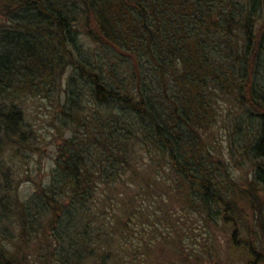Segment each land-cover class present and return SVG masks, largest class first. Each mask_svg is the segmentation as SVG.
Returning <instances> with one entry per match:
<instances>
[{
	"label": "trees",
	"instance_id": "1",
	"mask_svg": "<svg viewBox=\"0 0 264 264\" xmlns=\"http://www.w3.org/2000/svg\"><path fill=\"white\" fill-rule=\"evenodd\" d=\"M59 94L48 112L50 179L22 199L7 175L27 170L41 143L25 102ZM216 96L251 106L229 126L252 158L243 201L264 236V0H0V264H38L37 250H25L32 238L52 245L41 264H89L98 250L92 264L110 253L113 264L126 242L106 245L92 227V204L112 198L130 218L195 213L208 231L222 221L237 264H264V240L242 223L236 186L201 139ZM147 218L144 245L174 249L176 236L163 240V226ZM122 233L136 238L134 226ZM183 242L196 263V243Z\"/></svg>",
	"mask_w": 264,
	"mask_h": 264
},
{
	"label": "rangeland",
	"instance_id": "2",
	"mask_svg": "<svg viewBox=\"0 0 264 264\" xmlns=\"http://www.w3.org/2000/svg\"><path fill=\"white\" fill-rule=\"evenodd\" d=\"M59 96L60 94L54 99L53 103L42 100H30L25 102V118L33 125L37 135L41 138V143L39 144V152L34 155L33 161L30 162L27 170L25 169V166L21 168V165L19 164L17 165L16 170L13 171L14 176L10 174L7 175V177H11L9 180L13 178L12 182L15 186V190L17 191L18 196L22 199L27 198L32 191L35 190L37 185L41 186L50 179L51 168L54 166L55 140H53L52 135L54 130L50 126L48 112L49 115H52L53 112L56 113V110L59 109V103L57 102V100L60 101ZM227 99L228 102H225L224 97L220 99V96H216V102H213L212 104L214 117L212 118L210 125L202 131L201 139L204 141V146L210 151L209 156L211 161L219 165L222 172L226 168L228 173L224 172V174L229 179L230 184L232 183L236 186V192L235 188L231 187L236 196H238L236 198L237 202L240 201L238 202V206L245 208L242 213V223L244 226L252 228L255 234L257 232L258 240L263 241L264 236L262 235V230H257L259 226H257L258 223L256 222L255 215L251 212L250 205L247 204L245 200L243 201V196L245 195L244 190H247L249 184L247 180H249L248 177L251 173L253 164L252 158L245 153L244 146L241 147L238 145V143L243 144L245 142L244 140L241 139L234 142L236 133H234L233 129L230 130L229 126L230 122L233 121L234 116L237 115L240 109L248 111L251 110V106L247 104L246 97L244 99L245 102H242V108L241 105H238L241 102H234L232 97ZM43 136L45 137L42 138ZM253 194L255 195L254 191ZM112 199L113 200L107 201V203H103L106 201L105 199H100L92 204V217L94 219V226L92 227L95 228L94 231H97L98 235L100 234V240H107L106 245H117L121 243L123 246V242H126L125 245L127 246L124 247H128L125 248L127 250H118L120 258L118 257V261L113 264H190V260L185 256L189 251L188 244L183 242L180 247H178L179 237L184 235H187L196 243L194 245V249L196 250L194 261H196V263L194 264H214L215 261L218 262V264H237L238 254L235 251L236 249L231 252L228 250L227 238L229 239L230 227L222 221H218V223L208 231L202 227V221L200 220L199 215L195 213L188 214L186 212L174 211L171 213L167 212V214L164 213V216H160L154 212H148L149 214L142 213L136 217H131V219L129 216L124 215L122 209L124 207L123 203H120L114 198ZM108 202H110L111 205V207H108L111 211L110 214L105 213V204H108ZM167 204L169 206L170 204L174 205L171 207H179L178 203L175 201L168 202ZM94 217L98 218L95 219ZM147 217H153L158 225L163 226L165 232L163 240L171 241L176 236L174 249H166L160 244H156L155 247H146L144 245L143 237H145L146 233L143 232V227L145 228L146 222L149 221ZM40 220H42L40 227L44 228L46 225V219L41 218ZM187 220H190L191 223L187 224ZM172 222L180 225L183 230L179 229V231H177L175 228L174 230L171 227ZM190 225L194 226V229L191 231L189 230ZM131 226H134L136 229V238L134 237L128 242L127 237L124 239L122 238V232ZM171 231H173L172 234H170ZM167 235L168 238L166 239ZM102 236H104V238H102ZM210 242H212L211 250L213 261L208 260L210 256L209 253H204V244ZM46 243L53 252L51 243L49 241ZM30 244L32 246L26 247L25 250H37V255L32 256L31 261L41 264L42 261H39L44 257V254L42 255L40 252L45 249L46 244L43 243L41 246V244H38L33 238L30 240ZM106 245H103L102 247H105ZM97 252L98 253L93 256H91V253H88L87 259L90 261L88 262L89 264H92V262L95 263L97 255H99L101 251L98 250ZM112 257H114L112 253L106 257L102 256V264H107ZM46 264L55 263L50 261Z\"/></svg>",
	"mask_w": 264,
	"mask_h": 264
}]
</instances>
